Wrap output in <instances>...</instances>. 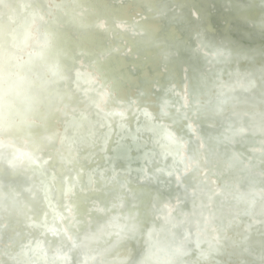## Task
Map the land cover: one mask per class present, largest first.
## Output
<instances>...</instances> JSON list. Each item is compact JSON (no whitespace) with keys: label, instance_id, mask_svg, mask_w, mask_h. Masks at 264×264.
Segmentation results:
<instances>
[{"label":"water","instance_id":"water-1","mask_svg":"<svg viewBox=\"0 0 264 264\" xmlns=\"http://www.w3.org/2000/svg\"><path fill=\"white\" fill-rule=\"evenodd\" d=\"M78 1L24 0L14 4L15 15L10 14L7 18L0 16V30L12 27L5 33L10 51L22 50L19 61L14 62L12 56H4L0 59V95L2 96L0 98V136L7 139L0 140V172L10 177L24 175L25 178L35 180L36 185L38 182L45 185L44 188H39L36 197H32L35 186L30 182L8 191L11 193L7 195L17 199H23L22 196L27 194L29 196L27 203L30 205L27 208L34 212L15 210L13 214V211L9 213L4 208H0V264L22 262L19 255H14L16 250L14 252L13 250L19 244L24 245L28 241L27 238L34 239L35 243L38 241L32 252L39 254L37 256H41V260L50 258L60 264H70V262L86 264L78 262L76 258L74 262L72 258L88 241L86 239L89 238L83 236L84 231L81 229L91 221L88 217L78 216L76 211L78 209L73 198L79 192H85L83 197L87 194H104V186L102 187L101 181L98 185L96 183L98 180L83 178L85 173L78 170L79 168H74L76 173L73 172L69 181L65 176L60 178L57 174L59 171L72 170V167H67V164H71L70 158L74 149L70 147V144L68 146L62 143L60 139L73 117L103 118L104 123L98 125V129L106 131L107 137L103 144L107 153H112L116 146L118 131L122 132V142L125 143L138 139L141 132L138 125L147 123L159 129L160 143L166 144L178 142V134L170 130L169 126L181 127L185 134L189 135V143L194 145L199 155L205 153L206 146L195 133V127L199 123L192 124L189 117L197 118V115L208 117L218 115L219 112V115H231L245 121L250 119L249 123L253 125L257 123L254 133L251 134L253 142L250 146H245L242 152L234 150L229 152L230 162H225L216 170L205 166L207 160L205 155L200 160L189 161L179 150L175 157L178 167L172 175V183L181 190L185 199L193 200L196 193L200 197L198 202H192L190 212H186L194 217L186 223L188 229L183 234L182 242H186L185 249L188 253L181 256L179 264H242L239 263V258L245 254L246 250L250 251L249 254L255 262L264 264V107L256 105L252 108L242 107L237 102V100H243V96L252 95L254 89L259 88V85L264 82V75L261 71L254 74L246 71L249 74L247 75L245 70H242L239 72V79L243 77L242 82L238 79H229V81L213 85L202 99L193 98L188 92L190 86L186 87L184 82L179 88L182 92L174 84L165 85L168 98L159 96L154 102L155 107H152L150 100L149 103L146 100L136 101L139 96L133 98L128 95L127 100L116 97L114 99L113 91L104 88L99 79L89 77L86 71L72 70L70 74H61L45 67L46 61H42V58H47L49 61L54 57L52 55L55 46L53 29H58V21L62 14H65L67 19L62 22L63 24L77 31L88 30L103 36L113 34L120 37L126 35L139 38L142 34L149 33V41L154 40V30L152 33L142 24L144 19L132 21L129 28L118 25L116 22H110L111 24L107 22L109 23L107 25L100 23L99 20L85 22L82 19L88 11L84 6L79 5ZM125 1L132 2V0ZM150 2L151 0H143L137 3L150 8V13L159 21L165 20L164 18H169L171 22H192L197 19L195 12L194 14L189 8L184 10L182 7H177L172 0H165L163 10L159 11L156 10L157 5L150 7ZM35 4L37 6L32 9L37 12L30 13L32 9H29V6L34 7ZM6 5V0H0V7L7 9ZM64 6L67 7L65 11ZM250 20L247 18L246 22ZM261 22L264 24V21ZM204 33L206 34L207 31ZM25 47L29 49L26 50ZM126 50L127 48L122 52ZM116 52L118 49L111 50V54ZM209 53H211L210 58H215L220 52L210 51ZM36 63L42 68L36 71V74H32L31 82H16L9 89L3 87L2 81L13 79V77L18 80L21 77L22 74L17 78L15 76L19 67L29 68ZM129 66V71L138 69L137 66ZM67 76L69 78L65 80ZM181 76L185 79L183 72ZM247 77H251V81H248ZM145 81L151 83L150 91L157 90L156 76H151ZM97 89L102 90L97 91ZM137 89L142 88L138 86ZM138 91L139 94L145 93L142 90ZM15 92L19 94L18 97ZM38 96L40 101L36 103ZM74 99L77 102H72ZM214 109H219V112L217 113ZM48 116L52 118L57 116L61 119L60 129L48 132L44 130ZM256 118L259 119L255 120ZM39 127H43L42 130ZM17 144L22 148L18 149ZM119 148L127 149L123 143H120ZM48 149L53 151L48 156H43ZM100 149L87 154L92 156L91 153L94 155L98 153L104 159V152ZM169 156L172 157L171 154ZM239 166L246 167L248 174L251 172L250 175L245 176L254 177L256 184L241 190L238 184L233 183L230 185L233 189L229 194L230 192L225 189L226 183L219 182L226 175L225 173H232ZM210 172L216 173L220 180L213 178L209 182H204L206 175ZM236 175L238 181L245 178L239 171ZM78 176L84 179L81 188ZM57 177L59 179L57 184L62 185L60 194L57 192L55 195L58 204L54 203L52 195L53 180ZM198 181L204 185L201 189L195 193L188 189L190 184L195 186ZM87 184L90 186L82 189ZM108 185L107 183L105 186ZM235 190L244 191V193H236ZM4 194L2 193L1 197ZM21 201L25 204L24 200ZM35 207L41 209L39 217ZM164 209L166 212L163 223L166 225L159 230L166 229L167 232L160 235L161 231L153 230V237H155L151 239V236L147 238L146 235H140L142 224L139 222V215L141 213L137 206H132L129 210L127 208L125 214L119 215L107 228L100 229L96 233V242L94 241L92 245H97L99 248L92 256L86 258L87 264H130L134 249L144 250L145 248L152 251V257L144 261L136 260L133 264H170L179 256L177 242L159 241L157 236L165 239L166 235L178 226V220L174 221L172 206H165ZM92 211L99 212L97 209ZM46 217L47 222H45ZM90 240H95V237L93 236ZM81 241H83L82 246ZM19 251L22 254V250ZM141 255H143L142 252Z\"/></svg>","mask_w":264,"mask_h":264},{"label":"bare ground","instance_id":"bare-ground-1","mask_svg":"<svg viewBox=\"0 0 264 264\" xmlns=\"http://www.w3.org/2000/svg\"><path fill=\"white\" fill-rule=\"evenodd\" d=\"M6 1L7 9L0 7V16L5 18L10 14L15 15V3L24 2V0ZM141 1L143 0H132V2L125 0H79L78 4L84 6L88 11L85 18L82 19L85 22L99 20L100 23L106 25L110 22H116L118 25L129 28L132 21L136 22L144 19L142 24L150 32L153 33L154 30V40L148 41L149 33L147 35L142 34L139 38L126 35L120 37L113 34L106 35L107 38L88 30L77 31L62 23L67 19V16L62 14L63 16L57 24L58 29H53L55 31L53 32L55 46L52 53L54 57L49 61L47 58H42V61H46L45 67L54 69L55 73L60 72L61 74H70L72 70L86 71L89 77L99 79L104 88L112 90L114 99L116 97L127 100L128 95L133 98L139 96L136 101L143 102L142 100H146L149 103L150 100L152 107H155L154 102L159 96L163 95L168 98V92L164 88L165 85L174 84L179 89L184 82L186 87L190 86L188 92L192 94L193 98L202 99L207 90L213 85L229 81V79H238L242 82L243 77L239 79V72L242 70H245V73L251 71L253 74L261 71L264 75V24L261 22L264 21V3H262L264 0H172L177 7H182L184 10L189 8L190 11L196 13L194 14L197 19L192 22H171L169 18L159 21L150 13V8L137 3ZM36 4L34 7L29 6V9L35 8L38 5ZM150 4V7L157 5V11L163 10L165 0H151ZM65 5L69 6V4ZM66 9L67 7L64 6L63 10ZM34 10L32 9L30 13L37 12ZM247 18L251 20L246 22ZM11 28L0 30V59L4 56H12L15 62L21 60L20 53L22 50L10 51L5 33L10 31ZM205 31H207L206 34ZM25 48L26 50L29 49ZM125 48L127 50L122 52ZM112 49H118V52L111 54ZM210 51H213V53L219 51V56L210 58L209 56L212 53H209ZM129 65L137 66L138 69L129 71ZM41 68L38 63L29 68L19 67L15 76L17 78L22 74L21 77L18 80L13 77V79L2 81V85L4 88L8 87L9 89L16 82H31L33 80L32 74H36V71L41 70ZM23 71L25 73H22ZM182 72L185 79L181 76ZM151 76H156L157 90L154 91L149 89L150 80L145 81ZM68 78L67 76L65 80ZM247 79L251 81V77H247ZM138 86L142 89H137ZM138 90L145 93L139 94ZM263 92L264 82L259 85V88L254 89L252 95L243 96V100H237L238 105L250 108L255 105L264 107ZM15 93L18 97L19 94ZM39 101L40 96L37 97L36 103H39ZM72 102L77 101L74 99ZM214 110L217 113L219 112V109ZM219 114L220 112L218 115L208 117L197 115L198 119L189 117L192 124L199 123L195 127V133L203 145L206 146L205 153L199 155L194 145L189 143V135L185 134L181 127L169 126L170 130L178 134V139L176 138L178 142L166 144L165 142L160 143L161 134L159 129L147 123L138 125V129L141 131L138 139L126 141L125 143L122 142V132L118 131L116 133V146H114L112 153H107L103 144L107 137L106 131L98 129V125L104 123L103 118H99V116H88L86 118L72 116L73 118L68 122L66 131L60 139L62 143H66L68 146L71 145L70 147L74 149L70 158L71 164H67V167H72V170L70 172L69 170L56 172L60 178L65 176L69 181V177L73 172L76 173L74 168H79L78 170L85 173L83 178L98 180L96 182L98 185L101 181L102 187L104 186V194H87L83 197L85 192H79L73 198V202L78 209L76 210L78 216L88 217L91 222L82 227L83 236L89 239H86L88 241H85L86 243L83 246V241L80 242L82 247L79 252L74 254L72 260L74 261L76 258V260H79L78 262L87 264L86 258L92 256L99 248L97 245H92L94 241L96 242V233L100 229L107 228L119 215L125 214L127 208L129 210L132 206H137L141 213L139 215V222L142 224L140 235H146L147 238L151 236L152 239L153 230H159L166 225L163 223L166 212L165 206H172L174 221L178 220V226L174 228L173 232L167 234L165 239L159 236H157V239L159 241H169L170 243L177 242L179 256L170 264H179L181 256L188 253L185 249L186 242H182L183 234L188 229L186 223L191 217H194L186 212H190L189 208L192 202H198L200 198L199 194L196 193L197 195L193 197V200L185 199L181 194V190L172 183V175L178 167L175 157L178 155L179 150L183 152V156H186L189 161L191 159L200 160L205 155L207 157L205 161L207 165L204 163L205 166L216 170V168L222 167L225 162H230L231 155L229 152L233 150L242 152L245 146H250L253 142L251 134L254 133L257 123L253 125L249 123L250 119L245 121L231 115ZM53 117L55 118L47 117L44 125L46 132L58 130L61 127V119L57 116ZM257 119L259 118L255 120ZM164 123L169 124L168 122ZM42 128L39 127L40 130ZM0 140L5 141L7 139L0 136ZM120 143L125 144L127 149L121 150L119 148ZM17 148L22 147L17 144ZM90 149L91 151H88ZM99 149L104 152V159L98 153L95 155L91 153L92 156L87 154ZM51 151L53 150L48 149L43 156H48ZM242 156H244L243 153ZM221 170L225 172V170ZM238 171L244 175L245 181L244 179L238 181L236 177ZM250 173L246 172V167L239 166L234 172L225 173L226 175L222 177L219 183H226L224 185L228 192L233 189L230 188L233 183L238 184L241 190H246L244 188H250L256 184L254 177L245 176L250 175ZM78 178L81 188L84 179L82 176H78ZM213 178L220 180L216 173L210 172L206 175L204 182H209ZM58 180V177L53 180L52 190L54 203L57 204L55 195L57 192L60 194L62 191V185L57 184ZM27 182L33 183L35 186L32 197L38 196L39 188L45 187L41 182L36 185L35 180L25 178L24 175L10 177L0 172V208H4L9 213L13 211V214L15 210L28 213L34 212V210L27 208L30 206L27 203L29 199L27 194L22 196L23 199L7 195L11 193L8 192L11 189L24 186ZM107 183L109 185L105 186ZM88 185L90 186V184H87L82 189L89 187ZM203 186L198 181L195 186L190 184L188 189L195 193ZM71 187L74 188L72 185ZM235 192L244 193V191L237 192L236 190ZM2 193L5 194L1 197ZM21 200H24L25 204ZM92 209H97L99 212L93 213ZM35 210L37 217H39L41 209L35 207ZM184 215L186 216L185 219ZM45 222H47V217ZM35 223L37 225V221ZM159 231H161L160 235L167 232L166 229ZM93 236L95 240H90ZM26 240L28 241L24 245L19 244L17 246L20 249L13 250V252L16 250L14 255H19L20 260L22 259L19 264H60L50 258V260L46 258L41 260V256H37L39 254L32 252L38 241L35 243L32 238ZM7 248L9 250V247ZM19 250H22L24 256ZM141 252L143 255H141ZM249 252L244 251L245 254L240 256L239 263L262 264V262H255ZM36 257L39 258L36 259ZM150 257H152L151 250H147V248L144 250L134 249L130 264H133L136 260L144 261ZM34 260L35 262H33ZM70 264L73 263L70 262Z\"/></svg>","mask_w":264,"mask_h":264}]
</instances>
